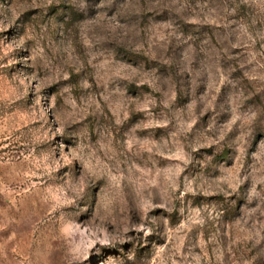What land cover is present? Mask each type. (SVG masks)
I'll return each mask as SVG.
<instances>
[{"label": "rangeland", "instance_id": "1", "mask_svg": "<svg viewBox=\"0 0 264 264\" xmlns=\"http://www.w3.org/2000/svg\"><path fill=\"white\" fill-rule=\"evenodd\" d=\"M0 264H264V0H0Z\"/></svg>", "mask_w": 264, "mask_h": 264}]
</instances>
